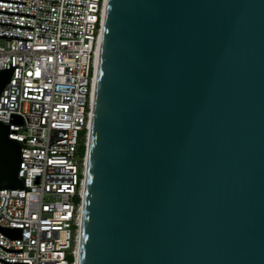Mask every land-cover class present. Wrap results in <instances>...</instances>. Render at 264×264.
Instances as JSON below:
<instances>
[{"label": "water", "instance_id": "95a60500", "mask_svg": "<svg viewBox=\"0 0 264 264\" xmlns=\"http://www.w3.org/2000/svg\"><path fill=\"white\" fill-rule=\"evenodd\" d=\"M102 47L79 264H264V0H109Z\"/></svg>", "mask_w": 264, "mask_h": 264}, {"label": "built area", "instance_id": "2783aa9c", "mask_svg": "<svg viewBox=\"0 0 264 264\" xmlns=\"http://www.w3.org/2000/svg\"><path fill=\"white\" fill-rule=\"evenodd\" d=\"M107 7L0 0V71L14 69L0 123L20 144L23 181L22 189H0V264H79Z\"/></svg>", "mask_w": 264, "mask_h": 264}, {"label": "bare ground", "instance_id": "6f19581e", "mask_svg": "<svg viewBox=\"0 0 264 264\" xmlns=\"http://www.w3.org/2000/svg\"><path fill=\"white\" fill-rule=\"evenodd\" d=\"M109 1V0H108ZM107 12H108V7H107V11H106V18H107ZM106 18H105V22H106ZM106 25V23H105ZM104 30H105V26H104ZM104 30L102 32V36H101V40H100V52L102 53V46H103V36H104ZM101 57V54H100ZM98 78H99V67H98V73H97V78H96V83H95V94H94V105H93V113H92V119H91V130L93 128V122H94V111H95V104H96V95H97V86H98ZM91 134L90 133V138H91Z\"/></svg>", "mask_w": 264, "mask_h": 264}, {"label": "trees", "instance_id": "16d2710c", "mask_svg": "<svg viewBox=\"0 0 264 264\" xmlns=\"http://www.w3.org/2000/svg\"><path fill=\"white\" fill-rule=\"evenodd\" d=\"M81 154L83 155L84 154V148H81ZM6 184V182H4V185Z\"/></svg>", "mask_w": 264, "mask_h": 264}]
</instances>
